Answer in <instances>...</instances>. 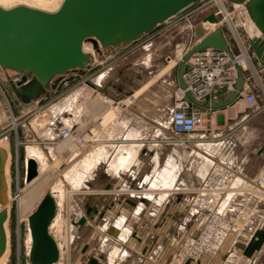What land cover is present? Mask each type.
Returning a JSON list of instances; mask_svg holds the SVG:
<instances>
[{"label": "rangeland", "instance_id": "374dc122", "mask_svg": "<svg viewBox=\"0 0 264 264\" xmlns=\"http://www.w3.org/2000/svg\"><path fill=\"white\" fill-rule=\"evenodd\" d=\"M61 2L62 0H9L6 4L0 5L11 7L27 4L54 11ZM225 4L226 10L232 11L230 2L226 1ZM244 8L246 11L245 6ZM212 13L216 14L217 21L224 16L216 0H211L203 11L193 18L190 17L189 20L198 23ZM226 14L230 15L237 33L247 45L251 32L245 22L240 19V15L233 17L229 13ZM225 20L221 26L234 49L236 47L235 32L233 33L227 16ZM187 25L188 19L185 17L184 10L176 19L161 23L128 44L99 47L97 50L92 41H85L84 50L94 54L96 61L90 64L91 68L82 71L80 80L63 85L61 90L64 92L61 96L59 91H55L49 85L35 99L24 100L16 94L10 84L8 75H13L15 71L3 69L0 66V146L7 151L6 174L10 190L7 204L9 207L8 248L0 259L1 264H30L28 245L31 238H29L28 216L32 212L33 195L30 196L31 198L28 197L27 191H30L36 177L48 184L43 191L54 193L57 200L56 214L50 231L57 242L62 243L60 244L62 260L65 264H87L88 258L92 259V255L97 254V250L100 252L101 234L106 232L103 228L105 219H108L109 225L116 226L121 218H126L124 226L128 228V234L121 236L123 240H126L135 230V218L139 213L137 203L132 205L127 214L117 211L112 217L106 208L111 200L128 198L137 202L142 196L138 194L139 192L149 195L158 191L156 195L161 197L165 192L169 191L170 194L179 191L180 187L185 186L187 188L185 190H188L189 183L186 176L192 172L193 176L204 173L207 162H211L210 154L216 153L218 146L212 148L210 143L197 140L191 141L188 146H185V143L170 145L166 142V136L169 133L168 109L173 101L174 89L179 79V60L184 55L185 46L189 40ZM111 54L114 58L108 59ZM100 80L102 81L98 85ZM255 80L252 91L257 96L258 104L263 106L264 85L260 77H256ZM80 89L83 91L79 93V102L74 111L86 117L84 126L86 125L85 129L88 128L91 133H87L85 137L92 141L90 142L92 144L88 143L90 150L93 151L100 146L99 142L102 139L105 141L103 144L107 143L106 140L113 141L111 146L113 149H117L122 143H133L139 146V141L144 149L142 155H139L138 149L132 163L128 167L120 168V172H109L108 162L100 163L88 177L89 179L85 180V184L82 181L83 188H75L74 180L63 174L50 152L51 146L68 144V136L54 137L51 140L42 138L43 134H40V130L41 127L43 129L46 119L39 120V117L44 110L51 111L52 105L61 98L73 96ZM73 91L74 93L71 94ZM55 96L56 100L49 102ZM61 107L64 106L61 105ZM86 112L91 117L88 118ZM64 114L62 110L59 118H62ZM33 121L36 123L33 124ZM253 126L255 125L251 124L250 127ZM260 126L262 130L258 135L254 132L246 133L242 139L247 140V143L252 142L255 147L260 144L264 146V120ZM124 133L128 138L122 140L119 135L122 136ZM31 146H36L41 153L40 158L38 157V175L31 181H27L26 165ZM115 149L113 152L116 151ZM261 150L264 151L262 148ZM74 152L71 150V153ZM155 152H158V158L152 160ZM92 161L89 158H80L74 171L86 173ZM262 163L263 166L264 159ZM174 164H180L181 170L177 171L172 187H166L170 190H164L166 188L163 185L153 187L155 178L159 179L160 175L168 173L174 168L172 167ZM131 170H134L132 175L129 173ZM38 179L35 181H39ZM190 190L189 193L185 192V195L191 199L193 193ZM147 198L150 197L147 196ZM151 200L154 201V199ZM188 213L197 220H201L204 216L203 212H194L192 207ZM119 229L118 233L121 234L123 230ZM230 244L231 240H227L221 252L218 253L221 254L222 259ZM260 244L264 246V227L259 230L254 239L255 246ZM189 261L192 260L178 264H189Z\"/></svg>", "mask_w": 264, "mask_h": 264}, {"label": "water", "instance_id": "95a60500", "mask_svg": "<svg viewBox=\"0 0 264 264\" xmlns=\"http://www.w3.org/2000/svg\"><path fill=\"white\" fill-rule=\"evenodd\" d=\"M199 0H63L60 6L49 11L27 4L11 7L0 5V66L17 72L28 71L32 78L10 82L12 89L24 100H33L49 86L50 80L70 70L82 72L92 54L83 44L90 40L95 49L116 47L139 38L166 22L186 7ZM244 2L255 23L258 34L248 38L250 54L264 65V0ZM215 15L214 13H212ZM211 14V15H212ZM195 32L200 40L186 52L187 59L194 51L207 47L225 49L230 54L227 36L218 25L207 31L201 22ZM185 63L179 66V80L185 86L182 74ZM239 76L235 88L223 99L208 102L196 101L203 106L229 105L243 88L244 74L237 65ZM52 84L56 86L58 79ZM7 151L0 146V259L8 248L7 220L9 218V183L6 174ZM26 180L38 175V163L27 160ZM88 184V183H87ZM88 186V185H86ZM57 204L54 195L45 191L36 208L29 214L31 246L28 253L31 264H54L60 257L58 242L50 226Z\"/></svg>", "mask_w": 264, "mask_h": 264}, {"label": "built area", "instance_id": "2783aa9c", "mask_svg": "<svg viewBox=\"0 0 264 264\" xmlns=\"http://www.w3.org/2000/svg\"><path fill=\"white\" fill-rule=\"evenodd\" d=\"M216 1L220 10L224 12L220 21L216 19L217 26H221L226 21V13L233 17L239 16V7L241 5L246 7L245 3L240 0ZM226 1L230 2L233 7L232 11L226 10ZM210 2L211 0H199L167 20L176 19L185 10V17L188 19L189 40L185 46L184 55L179 60L180 64L185 63L182 74L185 86H182L178 79L173 101L168 109L169 133L166 136V142L170 145L185 143V146H188L191 141H205L214 147L218 146L219 149L216 153L223 158L211 159L210 165L200 176L192 191L190 206L194 212H203L204 216L201 218L197 231L186 234L182 239L176 251L175 262L178 264L186 260L198 261L206 254H218L227 240H231V244L219 264H264V247L254 253L246 252V248L252 244L259 230L264 227V165L254 178H247L245 165L248 158L247 155H239L235 151L237 141L232 134L234 129L230 127L226 131L216 130L215 108L202 106L196 102L208 101L211 103L225 98L229 91L235 88L239 76L237 65L240 66L243 74L254 69L251 54L245 42L236 37L232 30L236 37V47L233 49L229 43L231 54L225 49L207 47L194 51L185 59L186 52L201 38L195 32L196 22L189 18H193L203 11ZM246 11L251 19L248 9ZM207 17L202 18L200 22L207 31H210L216 26H206L204 20ZM244 52L247 53L249 60L246 66L242 65L239 60ZM112 58L114 55L108 56V59ZM93 61H96L94 54L84 69L91 68L90 64ZM81 73L78 70H70L64 75L53 77L49 85L52 86L58 79L56 86L52 87L55 91H59V96H61L64 92L61 87L80 80ZM8 77L10 82L14 83L23 81L25 77L23 83H26L32 78V75L28 71H15ZM189 92L196 101L188 96ZM73 93L74 91L71 92V94ZM240 97H243L249 106H259L257 96L252 89L243 87L238 91L237 98ZM56 98V96L52 97L49 102H54ZM87 116L91 117L88 113ZM80 125L83 126V123L81 122ZM58 129L60 128L56 130ZM86 132H89L88 128H86ZM123 135L119 138L127 139L125 133ZM157 158L158 152H155L151 159L157 160ZM224 158H231L236 163L228 162ZM133 172L134 170H131L130 175ZM133 177H135L134 174ZM181 183L184 184L182 181ZM157 192L149 195L141 192L138 194H142L143 197L149 196L157 204H160L163 198L157 196ZM168 194L169 191L162 196L165 197ZM29 248L30 245H28V253Z\"/></svg>", "mask_w": 264, "mask_h": 264}, {"label": "crops", "instance_id": "0c3cea01", "mask_svg": "<svg viewBox=\"0 0 264 264\" xmlns=\"http://www.w3.org/2000/svg\"><path fill=\"white\" fill-rule=\"evenodd\" d=\"M252 32L249 34H258L256 29ZM247 48L251 52L249 44H247ZM251 59L254 69L244 73L243 87H246V89H252L256 76L260 77L264 85V65L260 64L252 55ZM245 103V99L240 97L229 105L214 107L215 120L216 130L226 131L230 127L234 129L232 134L237 141L235 151L239 155H247L248 161L245 165V175L247 178L252 179L259 173V168L263 164L264 151L261 148L264 150V146L260 144L255 147L252 142L247 143V140L242 139V137L246 133L251 134L254 132L258 135L261 132L260 123L264 120V105L254 107ZM251 124L255 126L250 127ZM249 128L250 130H248ZM143 149L142 143L139 141V155H142ZM210 155H212V158L223 159L217 153ZM224 159L228 162L232 161L231 158ZM231 163L236 162L233 160ZM89 166L87 169L92 167V165L91 167ZM200 176L198 174L193 176V172L189 173L186 176V180L189 183V186H187L188 190H185L187 188L184 186L180 187L179 191L171 192L165 197L161 196L163 200L160 204L142 196L137 202L128 198H114V200H111L106 206L110 216L117 211L127 214L132 205L137 203L139 213L135 218V230L133 233L131 232L126 240H123L121 236L128 234V228H124L122 233L119 234L122 222L116 223V226L113 224L109 225L108 219H105L103 228L106 232L101 234L100 252L97 250V254L92 255V259L87 257V264H175L174 258L182 239L186 234L195 233L200 225L199 221L201 220L189 215L188 212L191 207L190 197L185 195V192L189 193L190 189H192L190 191H193ZM260 246H263V244L255 246L253 241L246 248V252L254 253L260 249ZM221 260V254H206L200 261H189V264H219ZM54 264H65L62 260L61 250L60 257Z\"/></svg>", "mask_w": 264, "mask_h": 264}, {"label": "bare ground", "instance_id": "6f19581e", "mask_svg": "<svg viewBox=\"0 0 264 264\" xmlns=\"http://www.w3.org/2000/svg\"><path fill=\"white\" fill-rule=\"evenodd\" d=\"M8 1L9 0H0V4H6V2H8ZM40 1H43V0H40ZM218 1L222 2V0H218ZM239 15H240L241 19L244 20V22L247 25L250 32H252L255 29L257 31V28L255 26L254 21L252 20V18L251 19L249 18V16H248L247 12L245 11V8L243 5H241L239 7ZM226 16H227V19H228L230 25L233 28V31L236 34V37L241 39L240 35L237 33V29L235 28L230 15L226 14ZM204 23L208 27L217 26L216 25V15H213V14L209 15L204 20ZM85 48L89 49V47H85ZM239 60L241 61L242 65L246 66L249 63L247 53L244 52ZM101 81L102 80H100L99 84L98 83L97 84L100 85ZM82 91L83 90L80 89L77 91L78 92L77 94L74 93L73 96L68 95L65 98H62L57 103L52 105L51 111L44 110L42 115H40V117L38 116L39 120H45L46 119L45 120L46 123L44 124L43 129L41 127V130H40V134H43V135H41V136H43L42 138H44L46 140H51V138H54V137L60 138L62 136H68V142H69L68 144L63 145V146H55V145L51 146L50 152L53 154V157H54L56 163L59 165L63 174H65V176H67L69 179L74 180V183H75L74 186H76L75 188H83V183L85 182V180L91 176V173L93 172L95 167H97L100 163L108 162V168L107 169L109 172H111V171L113 173H115V171L120 172V168H124L126 166L128 167L132 163V161H133V159H134V157H135V155L139 149V146H135V144H133V143L132 144L122 143L118 146L117 149L114 148L116 151L113 152L114 149L111 147V146H113V144H112L113 141L106 140L107 143L103 144V142H105V141L102 139L99 142L100 146H98V147L95 146L96 148H94L93 151L90 150L88 143H90L92 141L85 137L87 133H91L90 130H89V132H86V129H85L86 125L84 126V121L86 120V117L83 114H79V113H76L77 111L76 112L74 111L75 106L79 102V99H78L80 97L79 93H81ZM241 104H240V106H241ZM61 105H63L64 107L62 108ZM62 110H63V113H65V114L63 115L62 118H59V114H60V112H62ZM81 122L83 123V126L80 125ZM35 123L36 122H34L33 124H35ZM59 126H60V130L62 133L60 132L59 129L56 130L57 128H59ZM108 136H109V133H108ZM119 136H121V135H119ZM126 138H128V137L126 136ZM108 142H110V143L108 144ZM90 144H92V143H90ZM81 146H84V147H81ZM211 146H213V145H210V147ZM212 148H214V146ZM71 150L73 152L74 151L75 152L71 153ZM40 153L41 152L37 149L36 146H31L29 148V156L27 157V160L29 158H34L38 163V157L40 156ZM78 155H79V157H77ZM80 158H89V159L93 160L92 161V167L90 165L89 167H91V168L86 169V173H80V172L74 171L75 167L80 162ZM207 163L208 164L205 167L204 171L207 169V167L210 165L211 162H207ZM47 167H48V165H47ZM172 167H174V168H172L170 171H168V173H166L164 175L163 174L160 175V178L158 177L159 179L155 178V180L153 181V187H157L158 185H161V186L163 185V187H165V188L167 186L172 187V182L174 181V178L176 176L177 171L181 170V165L180 164L179 165L174 164ZM37 179H38V177H36V179H34V183L31 185L30 191H27L28 197L33 195L32 196L33 197V199H32L33 200L32 201L33 206L31 208L32 211L36 208L37 204L39 203L40 199L42 198L43 194L45 193V191H43V190H45V186L48 185L46 182L39 180V179L38 180L40 182L35 181ZM82 181H83V183H82ZM81 183H82V187H80ZM167 189L170 190L169 188H166L164 190H167ZM152 191H149V192L151 193ZM29 205H30V203H29ZM125 219L126 218L124 217L118 221V222H120V221L122 222L121 223L122 224V226H121L122 230L124 228H127L124 226ZM29 238H31L30 229H29ZM70 239H71V236L69 237L68 240L70 241ZM29 242H30V246H31L32 238H31V241H29ZM60 244H62V243L58 242L59 250H61ZM29 250H30V248H29ZM114 255H116V254H114ZM0 264H1V261H0Z\"/></svg>", "mask_w": 264, "mask_h": 264}]
</instances>
